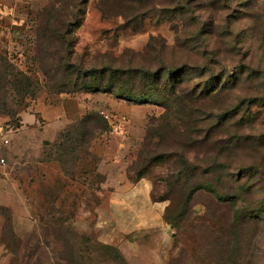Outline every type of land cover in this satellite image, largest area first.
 <instances>
[{
  "label": "rangeland",
  "instance_id": "1",
  "mask_svg": "<svg viewBox=\"0 0 264 264\" xmlns=\"http://www.w3.org/2000/svg\"><path fill=\"white\" fill-rule=\"evenodd\" d=\"M53 1L29 0L26 26L12 31L11 45L0 42L13 67L0 65V184L2 169L15 170L25 210L42 216L22 226L16 194L0 197V264H131L96 245L112 241L109 210L122 179L149 180L175 221L168 264H264V0H88L70 37V75L45 58L46 77L36 21ZM103 69L129 72L130 88L149 95L160 86H143L141 71L180 70L187 100L177 114L150 97L85 90L82 74ZM18 72L34 81L27 95L11 85ZM201 90L208 96L190 98ZM26 113L36 122L24 123ZM35 134L76 135L25 151L22 136L29 146ZM64 139L73 153L61 164Z\"/></svg>",
  "mask_w": 264,
  "mask_h": 264
},
{
  "label": "crops",
  "instance_id": "2",
  "mask_svg": "<svg viewBox=\"0 0 264 264\" xmlns=\"http://www.w3.org/2000/svg\"><path fill=\"white\" fill-rule=\"evenodd\" d=\"M28 1L0 0V42L4 41L5 47L8 42L10 44L12 31L16 27H23L28 23L31 16ZM26 115L27 113L23 116L24 123L36 122L35 116L30 115L32 118H27ZM59 135L35 134L31 141L33 144L29 146L26 144L25 136H22V144L24 150L27 151L31 147L35 148L39 142L46 143L51 137L56 136L55 138H57ZM16 136L18 137V134ZM29 164L32 165L33 170L40 165L39 162H30ZM26 165L24 164L22 169L26 168ZM15 172L10 168L1 170L6 178H3L0 184L2 190L0 197L9 203L12 201L11 199H14L12 195L14 192L16 203L21 206V209L15 212L14 218L19 219L22 226L26 224L30 226L31 220H37L42 216L25 210L23 206L25 196L20 191L21 182L11 178ZM151 194L152 183L149 180L143 179L131 184L128 179H122L119 189L112 197L109 211L113 218L112 224L115 226L111 243L105 242V244L118 249L131 264L133 261H136L137 264H168L174 247L173 231L164 220L166 205L162 202H154ZM35 228L36 231L40 230L39 226H35ZM41 233L39 232V235Z\"/></svg>",
  "mask_w": 264,
  "mask_h": 264
},
{
  "label": "trees",
  "instance_id": "3",
  "mask_svg": "<svg viewBox=\"0 0 264 264\" xmlns=\"http://www.w3.org/2000/svg\"><path fill=\"white\" fill-rule=\"evenodd\" d=\"M88 3V0H54L52 4L48 7H45L38 15L36 25L38 27L36 33V46L35 54L36 60L39 64V71L46 75L45 70V58H48L54 62V68L62 69L65 71V74L70 75V71L73 68L72 63L70 62L73 58V41L72 37L74 30L79 28L82 23V16L85 15V5ZM102 11V10H101ZM71 39V40H70ZM56 43V44H55ZM52 45H57L54 47L52 52H49L48 49ZM57 57V58H55ZM0 65H3L5 69H13L9 58L0 56ZM167 71H170L167 74ZM24 73H17L14 75V81L11 82V85L14 88V91L22 94H29L33 88L34 81L26 76ZM128 73L122 71H112L111 69H103L101 71H86L82 74L83 88L87 91L99 92L103 91L105 93L114 94L116 92L118 96L123 97L124 99L131 100L135 103H140L146 101L147 98L155 99L158 101L166 102V105L169 106L171 103L175 105L177 114H180V102L186 101L188 94H185L183 90H180V85L177 84L180 79V70L174 72L173 70L164 69L163 72H151L149 70H143L140 72L141 82L143 86L146 83H153L159 85L160 88L157 89V93L154 95H149L144 92H134L130 88L129 81L125 80ZM165 76H168L165 78ZM146 87V86H145ZM149 91V90H148ZM184 93V94H183ZM208 90H201L198 96L192 95L191 99H201L202 97L208 96ZM5 108L0 103V116L5 115ZM85 123H93L96 119L93 114H89L85 117ZM98 131V127L95 128ZM97 131L95 133H97ZM76 134H61L60 140L62 137L68 139ZM85 136L94 137L95 134H82ZM64 139V141L56 148L55 154L60 156L58 160L63 164L62 156H69L73 153L71 148L65 149L64 143L69 141ZM66 140V141H65ZM61 142V141H60ZM62 153V154H61ZM157 160H160L162 156H156ZM50 188L51 186H46ZM197 189H194L190 194L194 195ZM219 199L224 200L222 197ZM154 202H159L152 197ZM167 209L164 212V220L172 230L175 227V221L170 217L166 216ZM173 231V230H172ZM70 237H72V232H69ZM174 236V232H173ZM98 247L111 250L114 254H120L118 249L107 244H96ZM79 251V252H78ZM76 254L84 255L86 254L85 250H81L80 247L74 250ZM61 257V256H60ZM64 261V260H62ZM65 264H75L73 261L68 260L64 262Z\"/></svg>",
  "mask_w": 264,
  "mask_h": 264
},
{
  "label": "built area",
  "instance_id": "4",
  "mask_svg": "<svg viewBox=\"0 0 264 264\" xmlns=\"http://www.w3.org/2000/svg\"><path fill=\"white\" fill-rule=\"evenodd\" d=\"M6 144H8L9 142L8 141H5ZM1 163H4V160H1Z\"/></svg>",
  "mask_w": 264,
  "mask_h": 264
},
{
  "label": "water",
  "instance_id": "5",
  "mask_svg": "<svg viewBox=\"0 0 264 264\" xmlns=\"http://www.w3.org/2000/svg\"><path fill=\"white\" fill-rule=\"evenodd\" d=\"M48 144V142H46Z\"/></svg>",
  "mask_w": 264,
  "mask_h": 264
}]
</instances>
